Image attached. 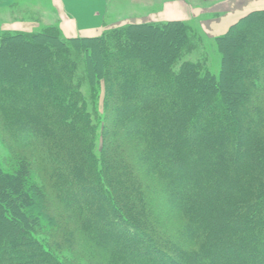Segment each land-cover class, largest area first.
I'll use <instances>...</instances> for the list:
<instances>
[{
    "label": "trees",
    "instance_id": "16d2710c",
    "mask_svg": "<svg viewBox=\"0 0 264 264\" xmlns=\"http://www.w3.org/2000/svg\"><path fill=\"white\" fill-rule=\"evenodd\" d=\"M259 26L264 30V11L216 38L219 77L202 75L193 62L174 71L189 39L181 21L133 24L97 37L0 32V139L17 162L7 176L44 200L41 234L48 239L32 234L20 208L0 199V264H28L18 253L31 249L7 247L14 240L52 264H73L74 257L180 264L170 247L184 264H264V41L251 42ZM161 28L167 34L156 35ZM81 50L88 80L104 88L102 105L94 90L101 107L93 111L73 82ZM51 82L50 93L37 94Z\"/></svg>",
    "mask_w": 264,
    "mask_h": 264
},
{
    "label": "rangeland",
    "instance_id": "374dc122",
    "mask_svg": "<svg viewBox=\"0 0 264 264\" xmlns=\"http://www.w3.org/2000/svg\"><path fill=\"white\" fill-rule=\"evenodd\" d=\"M36 1H38L39 4H41L39 7L42 11H45L47 9L46 0H34V2ZM232 1L234 0H106L104 4L105 13H99L102 19L101 28H103V31H101L98 35H93L90 37L101 36L106 31H113L117 28L125 27L128 25H133V24H153V25L163 26L170 22L181 21V22L186 23L190 27V30H188L189 39H188V43L182 48H180L178 52L179 53L178 55L180 57L175 61L173 65L174 71H178L184 62H193L200 67L202 71L201 72L202 75H204L206 72H209L210 74H213L216 77H219L221 67H222L221 66L222 60H221V55L218 50L216 38L220 36L216 37L214 35H211L208 30L210 29L209 27L210 24L216 25L218 22H221L222 19H226L230 15V13H227V12L231 10L234 4L239 5L240 9H244L243 6L245 3L244 2L245 0H235V3H233ZM29 6L30 5H26L25 3H19L18 5L15 3L11 8H8V10L5 9L3 12H1L0 13V32L9 33V34L22 32L21 30H18L20 29V27L18 28L17 24L19 23L22 24L24 22H27V23L29 22L28 25H30V28L31 26L34 27L25 32L47 33V32H52V30H55V31L58 30L61 32L59 20L57 18L58 16L56 15V13H47V10L45 11V13L41 12V10L36 11V13H32L33 8ZM165 7L168 8V13H167L168 18L166 20L165 18L164 19L161 18V12L163 11V9H165ZM178 10L181 12L180 14H182V16L186 17L184 20L173 18L172 15L177 14L176 11ZM257 11H264V9L263 8L256 9V10H251L248 13H242L243 15L242 18L246 17L250 13L257 12ZM6 22L14 23L15 26H12L13 28L9 27L7 30H3L1 28V24L6 23ZM161 29H162L161 31H158L155 34L159 35L161 32H162L161 35L167 34L166 29L164 30L163 28ZM155 34L152 33V35H155ZM256 35L259 38L258 39L253 38L251 42H253L254 44L258 43L259 39L264 41V30L262 26L258 27ZM110 50L112 51L111 54H114V55L116 54L117 56L118 54L117 49L112 47ZM72 52H75V51L73 50ZM113 52H117V53H113ZM76 53H77L76 57H78V59L75 61L73 60L74 65L76 67L75 74L73 76V82L77 84V86L79 87V90L82 91V94L86 97L88 101L89 109L93 111L94 107H99L100 105V104L98 105V102H96L97 99L95 100L94 98L95 97L94 90L98 88L96 97H99V101L102 105V97H104V88L102 86L98 87L97 81L90 82V80H88L86 76V64L84 61V59H86L85 52L81 50ZM57 60L58 58H56L55 61ZM52 61H53V58L52 60H50L49 65H52ZM116 73H118V75L123 74L122 72H117V71ZM260 77L264 78V74L263 75L261 74ZM53 83L51 82L52 85L43 84L42 86L38 87L37 94L44 95L47 92L50 93L52 91ZM197 90H194V92H198ZM215 94L217 96L218 92H215ZM250 95L251 96L249 100H253L254 94L251 93ZM240 99H239L240 104H243L242 103L243 99L241 98V96H240ZM34 102L35 101H30L29 103L32 104ZM43 116L45 117V115ZM116 122H119V121H116ZM116 122L113 124L116 125ZM31 130L33 129L31 128ZM35 136L36 135H34L33 137L31 136L29 138L30 142L36 141V139H34ZM99 137H100V132H99ZM95 147H96L95 150L100 149L102 147L101 139H98ZM9 151L10 150L7 149L5 143L0 139V169L3 172V174H5V175L0 174V199L2 202L8 203L10 206L14 207L15 209L20 208L19 210H20L21 216L19 218L20 220L28 221L27 223L30 224L31 226V229L33 232L32 234L37 235V234L42 233L45 235V233L41 232V228H43L42 226L45 225L46 222L44 221L43 217L40 216L41 203H43L44 200L42 199V197L36 198L35 191L33 190L32 187L23 186L21 181L16 180L15 182H13L12 180L9 179V177L7 176V172L9 171L10 167H13L12 169L17 168L16 166L17 162L16 161L14 162L12 160L13 157H10L14 155ZM24 152L26 153V155L29 157L30 160L33 159L32 150L25 147ZM160 159H163V158L161 157ZM33 175L34 174H32V176ZM25 176H26V172L25 174H23V177ZM4 178L6 180H4ZM34 178L36 182H38V184L41 186L39 176H37L38 178L37 179L36 175H34ZM154 178L156 177L154 176ZM94 183L96 184V182ZM100 191L104 193L102 189H100ZM17 193L20 196L16 197ZM110 195H111V192H109V195H107L108 198ZM44 196H46V194H44ZM13 197L17 198L19 202L21 200V202L15 205L14 203H12L11 198ZM163 197L164 195H162L160 198H163ZM108 198L106 197V199ZM160 198L157 197L156 198L157 201H160ZM108 200L113 201L112 198H109ZM169 201H170L169 203L173 205L171 199H169ZM112 204L116 205L117 206L116 208L118 209V211L122 212L121 215L125 214V217L127 218L126 212L122 209L121 204H119L118 202L116 203L115 201L111 203V205ZM108 207H105L104 209H106L107 211ZM90 211L91 213L93 212L92 210ZM34 219H37L38 222ZM113 219H116V218L113 217ZM53 224L54 222L50 223L51 227ZM131 224L134 225L133 222ZM135 227L136 229L141 231L143 235H146V237L149 239L150 242L151 240L153 242L158 241V239L153 234H151V232L148 231L147 229H143L140 225H137V224L135 225ZM42 234L41 236L43 237V239L46 240L47 238L44 237ZM111 235L114 236L113 230H111ZM154 238L156 241L154 240ZM25 244L14 240V241H10L7 247H9L10 249H13V248L15 249L16 247L17 248L20 247L19 249H22V247L28 248L29 250L31 249L29 255L18 253V258H20V261L21 259H23L22 261L24 262L26 261L28 264H34V260H35V261L40 262V264H52L50 263V261H47L41 256H39L37 251L34 250L33 246L27 245L28 243H25ZM139 245L143 246L144 245L143 241H141ZM169 249H170L169 251L172 252V254L179 261V263L184 264V259L181 257L180 250L172 249L171 247ZM58 251H61V249L56 248V252ZM60 253L61 254H59V256H61V259H63L62 261L65 262L67 258H65V255L62 256L63 254L62 251ZM69 258H72V257H69ZM69 260L71 261V259ZM73 260H74L73 264H96L95 261L87 260L84 258L77 259L74 257ZM65 263L70 264L67 261Z\"/></svg>",
    "mask_w": 264,
    "mask_h": 264
},
{
    "label": "crops",
    "instance_id": "0c3cea01",
    "mask_svg": "<svg viewBox=\"0 0 264 264\" xmlns=\"http://www.w3.org/2000/svg\"><path fill=\"white\" fill-rule=\"evenodd\" d=\"M105 2L106 0H46V10L47 13H56L61 32L65 37H90L98 35L101 31H103V28H101L102 19L99 13H105ZM232 2L235 3V0ZM244 2V9H240L239 5L234 4L231 10L227 12L230 13V15L226 19H222V21L218 22L216 25L210 24V29L208 30L209 33L216 37L222 36L228 32L231 25L242 18V13H248L249 11L256 9H264V0H245ZM15 3L17 5L19 3L30 5L33 8L32 13H36V11L41 10L39 7L41 4H39L38 1L34 2V0H0V13L5 9L8 10V8H11ZM45 11L41 10V12L44 13ZM167 13L168 8L165 7V9L161 12V18H165L166 20L168 18ZM176 13L177 14L172 15L174 19L184 20L186 18L180 14L181 12L179 10L176 11ZM28 23L24 22L22 24H17L18 28L20 27V29H17L25 32L34 28L32 26L30 28ZM12 26H15V24L8 22L1 24V28L3 30H7L9 27L13 28Z\"/></svg>",
    "mask_w": 264,
    "mask_h": 264
}]
</instances>
